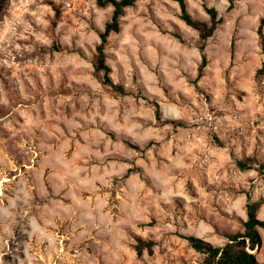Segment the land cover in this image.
I'll list each match as a JSON object with an SVG mask.
<instances>
[{
	"label": "rangeland",
	"instance_id": "obj_1",
	"mask_svg": "<svg viewBox=\"0 0 264 264\" xmlns=\"http://www.w3.org/2000/svg\"><path fill=\"white\" fill-rule=\"evenodd\" d=\"M131 1L105 40L110 4L2 8L0 264H205L187 236L264 221V0H185L216 9L206 40L176 0Z\"/></svg>",
	"mask_w": 264,
	"mask_h": 264
},
{
	"label": "trees",
	"instance_id": "obj_2",
	"mask_svg": "<svg viewBox=\"0 0 264 264\" xmlns=\"http://www.w3.org/2000/svg\"><path fill=\"white\" fill-rule=\"evenodd\" d=\"M180 7V19L183 20L186 25L196 29L199 32L202 40L208 39L217 24L220 23V19L217 17L216 9L206 8V12L210 17V24L205 22L194 20L187 11V3L185 0H176ZM6 0H0V13ZM98 6H105L110 4L113 6V13L111 21L105 26V31L102 35V39L105 38L111 32L119 31V18L123 13L125 7L130 6L131 0H96ZM264 24V18L261 20L260 27ZM261 29V28H260ZM205 57H203L202 66H204ZM98 69L106 70L107 67L103 64L102 58H99ZM264 73L263 67L260 69ZM119 92H123L121 88L115 87ZM239 167L242 169L247 168L245 162H239ZM259 204L251 202L247 206V220L244 223V231L242 233L230 234L227 236V242L224 245H212L209 242L203 241L200 238L194 236H187L186 240L189 245L196 251L201 253L205 257V264H264L259 262L255 255L249 250H254L255 247L261 245V236L258 228H264V221L259 220L256 216Z\"/></svg>",
	"mask_w": 264,
	"mask_h": 264
}]
</instances>
